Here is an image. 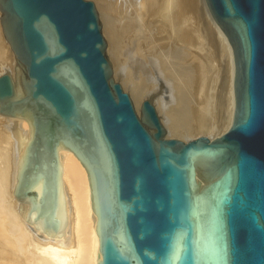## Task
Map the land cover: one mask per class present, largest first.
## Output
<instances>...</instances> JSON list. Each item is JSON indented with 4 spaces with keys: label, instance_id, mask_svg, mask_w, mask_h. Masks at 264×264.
Masks as SVG:
<instances>
[{
    "label": "water",
    "instance_id": "95a60500",
    "mask_svg": "<svg viewBox=\"0 0 264 264\" xmlns=\"http://www.w3.org/2000/svg\"><path fill=\"white\" fill-rule=\"evenodd\" d=\"M231 46L235 109L221 136L167 138L112 77L93 1L0 0L21 83L0 75V114L27 121L16 199L66 236L60 150L84 166L97 264H264V0H205Z\"/></svg>",
    "mask_w": 264,
    "mask_h": 264
},
{
    "label": "bare ground",
    "instance_id": "6f19581e",
    "mask_svg": "<svg viewBox=\"0 0 264 264\" xmlns=\"http://www.w3.org/2000/svg\"><path fill=\"white\" fill-rule=\"evenodd\" d=\"M94 1L103 23L113 79L138 101L147 98L152 102L167 137L188 138L216 128L219 135L215 137H219L230 128L235 109L233 52L211 19L205 0ZM202 16L214 26L220 50L228 60L226 106L213 115L216 125H212L209 92L203 90L210 65L193 49L200 41L197 22ZM2 39L0 31L3 58ZM16 64L5 68L2 75L9 73L20 84L22 74ZM0 119L5 130L3 134L0 131V264H97V218L82 163L72 152L59 151L68 225L65 237H48L24 220L29 204L13 194L18 160L30 139L29 125L18 117L0 114Z\"/></svg>",
    "mask_w": 264,
    "mask_h": 264
},
{
    "label": "rangeland",
    "instance_id": "374dc122",
    "mask_svg": "<svg viewBox=\"0 0 264 264\" xmlns=\"http://www.w3.org/2000/svg\"><path fill=\"white\" fill-rule=\"evenodd\" d=\"M90 1L94 2L96 9H97V12H98V15H99V9H98V6L96 5L95 1L94 0H90ZM0 16H1V13H0ZM99 20H100V23L102 25V34H103V23H102V20L100 18V15H99ZM0 28H1V26H0ZM197 29H198L197 33L199 32L198 34H200L201 37L199 38L200 41L197 40V42H196V44L198 42L199 43L196 45V47L193 48L194 53L196 52L195 54H197L198 57L201 55L199 57L200 59H202L201 57H205L206 61H205V58H203L202 62H204V61H205L204 63L208 62L210 65V70L207 74L208 79L206 77V81H204V83L207 82L205 84L206 87H203L204 83L202 84V86H201V84L200 85L198 84L197 86H199L198 88H200V89L203 87L204 92H206V93H207V91L209 92L208 93L209 98H211L210 112L212 114V119H211L212 123H213L212 125H216L217 121H214L213 115L216 116V114H219L220 111H224V108L226 106V95H227V87H228V60L226 58V54L222 53L223 51H221L222 49L219 45L216 30H215L214 26L210 23V21L208 19H206L204 16H202L201 18L198 19ZM0 31L2 34L1 29H0ZM103 37H104L105 41L107 42L104 34H103ZM2 38H3L2 39L3 41L1 40L2 41L1 45H2V48L4 47L3 51L5 53H3V58L0 57V59L2 58L1 60L4 61V62L0 61V62H2L0 64L1 65L5 64V65L4 66L0 65L1 66L0 67V75H2L5 68H10V67L12 68L13 65L17 63V62H15L16 59H15V56H13L14 54H10L11 49L8 47L9 44L6 45L7 41L4 39L3 34H2ZM7 47H8V49H7ZM195 48H197V49H195ZM4 49H6V50H4ZM7 50H9V51H7ZM11 53H13V52L11 51ZM105 55H106L107 59L111 62V59L109 56V51H107V47H106ZM208 63H206V64L208 65ZM16 65L18 66V64H16ZM209 65H208V67H209ZM124 91H125V89H124ZM125 92L129 94V96L132 100L133 106L135 108V111H136L137 115L140 117L141 116L142 103L144 100H147V98L143 99V101L141 100V102H140L137 100L136 97L132 96L131 93H129L127 91H125ZM164 95H166V94H164ZM0 123H1L0 124V131L2 132V133L1 132L0 133L3 134V132H5V130H4V126H3L1 119H0ZM216 134L219 135L217 128L210 133H209V131L198 132V133L195 132L194 134L190 135V137L187 136L188 138H186V137L182 138V137H178V136H175V137L168 136L167 138H175V139H179V140H182L184 142H187V141L196 139L200 136L216 138L215 136H218ZM0 142H1V139H0Z\"/></svg>",
    "mask_w": 264,
    "mask_h": 264
}]
</instances>
